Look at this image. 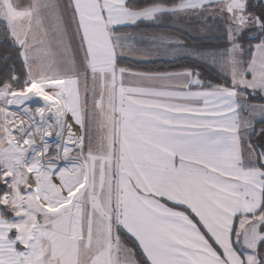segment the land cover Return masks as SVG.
Listing matches in <instances>:
<instances>
[{
  "label": "snow or ice",
  "instance_id": "snow-or-ice-1",
  "mask_svg": "<svg viewBox=\"0 0 264 264\" xmlns=\"http://www.w3.org/2000/svg\"><path fill=\"white\" fill-rule=\"evenodd\" d=\"M0 53V264H264V0H0Z\"/></svg>",
  "mask_w": 264,
  "mask_h": 264
},
{
  "label": "trees",
  "instance_id": "trees-1",
  "mask_svg": "<svg viewBox=\"0 0 264 264\" xmlns=\"http://www.w3.org/2000/svg\"><path fill=\"white\" fill-rule=\"evenodd\" d=\"M143 2V0H141ZM160 30L159 28H157ZM157 29H154L155 31H158ZM188 42L192 45H213L216 44V42H199V41H192L188 40ZM12 61H4L2 59V53H0V72L5 71L8 64H11ZM127 66L135 67L138 70L142 71H173L178 70L183 67H192V68H198L202 73V78L205 80H216V71L208 67L206 64L197 61L193 58L188 57H182L171 61H148V62H138L133 60H126L125 62ZM253 102L257 103H264V100H261V98L258 96ZM257 128L260 127L259 124L256 126Z\"/></svg>",
  "mask_w": 264,
  "mask_h": 264
},
{
  "label": "crops",
  "instance_id": "crops-1",
  "mask_svg": "<svg viewBox=\"0 0 264 264\" xmlns=\"http://www.w3.org/2000/svg\"><path fill=\"white\" fill-rule=\"evenodd\" d=\"M173 23H174V21H171V20L164 21V25H162L159 28L160 30H158L155 25L150 24V23H145L144 25L141 26V28L144 31H147V32L155 31L154 29H157L158 31H166V30H170V29H167L165 26L166 25H171ZM219 35L220 34L218 32L217 33L209 34L208 36H204V35H202V34H200L198 32H192V36H191V38L189 40L199 41V42H216V43H218L219 42V40H218ZM202 46H209V45H192V44H190L188 42L189 49H194V48H198V47H202ZM182 57H188V58L195 59L193 57V55H191L190 53L182 54L179 58H182ZM171 60H175V59H171V58H153V59H151L149 61H171ZM133 61H137V60H133ZM140 62H142V61H140ZM254 103H257V102H254Z\"/></svg>",
  "mask_w": 264,
  "mask_h": 264
},
{
  "label": "rangeland",
  "instance_id": "rangeland-1",
  "mask_svg": "<svg viewBox=\"0 0 264 264\" xmlns=\"http://www.w3.org/2000/svg\"><path fill=\"white\" fill-rule=\"evenodd\" d=\"M208 66V65H207ZM209 67V66H208ZM211 68V67H210ZM211 69H213V68H211ZM214 70V69H213Z\"/></svg>",
  "mask_w": 264,
  "mask_h": 264
}]
</instances>
